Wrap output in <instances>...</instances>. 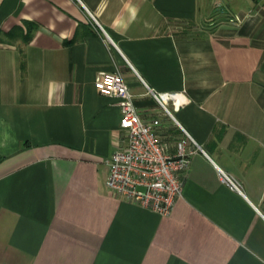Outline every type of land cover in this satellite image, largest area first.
Returning a JSON list of instances; mask_svg holds the SVG:
<instances>
[{
  "label": "crops",
  "instance_id": "1",
  "mask_svg": "<svg viewBox=\"0 0 264 264\" xmlns=\"http://www.w3.org/2000/svg\"><path fill=\"white\" fill-rule=\"evenodd\" d=\"M115 70L168 152L198 145L168 214L106 183ZM0 264H264V0H0Z\"/></svg>",
  "mask_w": 264,
  "mask_h": 264
},
{
  "label": "built area",
  "instance_id": "2",
  "mask_svg": "<svg viewBox=\"0 0 264 264\" xmlns=\"http://www.w3.org/2000/svg\"><path fill=\"white\" fill-rule=\"evenodd\" d=\"M91 18L106 40H110L92 15ZM94 87L101 95L117 100L120 108L119 128L125 140L109 157L107 185L127 201L162 215L168 214L182 192L181 172L187 169L190 156L197 150L198 145L179 125L183 136L176 140L175 152H168L167 145L159 139L154 129L159 124V119L146 122L141 118L119 71L102 72L95 80ZM147 89L165 115L175 120L168 104L170 101H183L182 94L155 91L148 86ZM219 180L231 189L241 192L240 183L221 169Z\"/></svg>",
  "mask_w": 264,
  "mask_h": 264
}]
</instances>
